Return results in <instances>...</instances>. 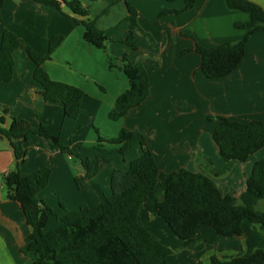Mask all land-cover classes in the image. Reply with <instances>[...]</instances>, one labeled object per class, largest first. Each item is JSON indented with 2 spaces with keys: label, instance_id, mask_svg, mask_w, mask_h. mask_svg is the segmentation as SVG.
I'll return each instance as SVG.
<instances>
[{
  "label": "crops",
  "instance_id": "obj_1",
  "mask_svg": "<svg viewBox=\"0 0 264 264\" xmlns=\"http://www.w3.org/2000/svg\"><path fill=\"white\" fill-rule=\"evenodd\" d=\"M80 1L87 6L88 19L94 20L96 27L116 42L110 46L116 58L114 64L126 56L130 63L143 66L149 76L150 94L124 118L108 121L115 100L128 89V80L123 72L109 69L102 50L84 41V27L74 24L56 8L33 0H0V39L6 30L34 52L46 54L49 39L63 36V42L51 60L43 64V69L51 80L74 86L84 94V114L77 119L65 117L61 105L43 100L42 88L33 79L35 66L25 51L14 52L13 78L10 83H0V104L8 110L5 126L12 118L27 122L32 129L42 124L48 134L57 136L60 144L68 147L70 154L62 153L50 141L36 135L31 136L29 143L15 147L5 139L0 140V264H32L21 251L31 228L20 205L7 199L1 182L15 168L27 177L50 167L49 184L36 199L63 216L82 205L94 207L109 197L112 171L127 170L129 163L141 155L139 147L134 148L135 153L130 151L125 160L114 153L100 165L98 172L85 176L83 161L96 156L98 137L114 138L121 129L137 130L148 137L147 147L161 172L186 169L206 175L222 195L238 198L245 190L253 165L264 161L262 148L245 162L235 163L225 175L213 177L208 161L215 170L226 164L212 140L215 123L203 120L204 116L216 115L242 123L264 122V33L250 37L238 68L222 79H207L199 71L200 57L193 52L195 43L214 48L240 41L246 31L235 28V24H246L247 14L229 9L225 0H196L194 8L187 12L160 16L165 10L183 9L184 0H126L136 9L143 32L158 45L164 42L161 48L154 49L145 43L146 39L136 35L138 48L134 51L117 43L128 31L123 2ZM248 1L264 11V0ZM184 49L192 52L178 56ZM183 144H187L188 151L173 153L174 148ZM79 178H84V182L78 187L75 179ZM257 210L264 212V200L258 203ZM149 214L140 209L138 222L155 240L173 251L168 264H205L212 256L219 259L246 256L263 247L261 230L244 221L239 237H221L213 229L202 227L193 248L180 249L181 241L163 220ZM57 226L56 218L50 215L44 232L49 233Z\"/></svg>",
  "mask_w": 264,
  "mask_h": 264
},
{
  "label": "trees",
  "instance_id": "obj_2",
  "mask_svg": "<svg viewBox=\"0 0 264 264\" xmlns=\"http://www.w3.org/2000/svg\"><path fill=\"white\" fill-rule=\"evenodd\" d=\"M41 5L51 6L74 24L84 27L83 39L96 49L106 51L110 42L106 32L99 30L94 20L88 19L87 6L80 0H33ZM87 2L106 0H86ZM125 24L128 31L120 42L131 50H137L136 35L145 37L150 46L159 49L153 38L144 33L137 21V11L126 0ZM174 2L176 0H167ZM229 9L247 14L246 24L236 23L235 28L246 31L238 42L220 44L205 48L195 43L193 52L200 57L199 71L209 80L225 78L234 72L245 56L250 37L264 33V11L248 0H225ZM196 0H184L181 10H165L160 16L180 15L194 8ZM68 9L65 12L62 8ZM76 17L83 18L78 20ZM183 37H188L182 35ZM190 38V37H188ZM63 36L48 41L46 54H38L26 46L13 33L4 30L0 39V83H10L13 78L15 60L13 54L23 49L33 62V79L42 88L43 100L61 105L64 116L77 119L83 115V92L71 85L53 81L43 69L55 50L63 42ZM191 50L178 52L182 57ZM109 69L117 68L110 59ZM118 69L128 80V89L114 103L108 118L118 121L127 113L139 107L150 94L149 76L140 63H130L126 56L120 60ZM8 119V110L0 104V140L5 139L13 147L30 142L33 135L51 142L64 154H70L68 147L60 144L57 136L47 133L41 124L32 129L23 120ZM214 122L212 140L218 148L219 157L225 162L221 170L212 169L213 177H221L238 162H245L251 155L264 148V122L247 123L230 121L221 116H208ZM148 137L137 131L121 129L111 139L98 137L94 158L83 161L85 176L95 174L100 165L109 161L112 154H119L123 160L135 147L141 155L129 163L127 170H113L109 179V197L94 207L80 206L77 210L57 215L51 208L36 199L49 184L52 170L41 169L23 177L18 168L2 177L7 199L20 205L26 224L31 228L27 244L21 249L32 264H168L173 253L171 249L155 240L138 222L141 208L160 217L168 229L181 241L180 249H191L195 236L202 227H209L221 237H239L242 222L257 226L263 233V247L252 253L224 259L212 256L205 264H264V212L257 205L264 200V161L256 162L245 183L244 192L238 197L222 195L213 181L206 175L186 169L176 172H161L153 153L147 147ZM106 146H110L108 148ZM187 151L186 147L173 149L174 153ZM84 178L75 179L79 187ZM54 216L58 226L45 233L49 216Z\"/></svg>",
  "mask_w": 264,
  "mask_h": 264
},
{
  "label": "rangeland",
  "instance_id": "obj_3",
  "mask_svg": "<svg viewBox=\"0 0 264 264\" xmlns=\"http://www.w3.org/2000/svg\"><path fill=\"white\" fill-rule=\"evenodd\" d=\"M110 10H112V9H110ZM124 10H125V7H124ZM126 11V10H125ZM142 30V29H141ZM143 31V30H142ZM137 35H140V34H137ZM140 37H142V38H144V39H146L145 37H143L142 35H140ZM110 38V37H109ZM147 40V39H146ZM145 40V41H146ZM121 40H119V41H117V43L118 44H120L121 42H120ZM113 43H116V42H113V41H111V38H110V42H108L107 44H106V53L104 52V54L106 55V58H107V62H108V64H109V60H108V58L110 57V59H111V61H112V63L114 64V62H115V57L113 56V53H112V51H111V49H110V46H111V44H113ZM145 43H149V41L147 40ZM121 44H123V43H121ZM124 45V44H123ZM149 45H150V43H149ZM120 60L121 59H119V62L117 63V70H119L118 69V66H121V62H120ZM115 65V64H114ZM120 71V70H119ZM83 109V108H82ZM83 114H84V111H83ZM211 117L212 116H216V115H210ZM207 117L208 116H204V118H203V120L207 123V124H213L214 122H210V121H208L207 120ZM202 119H201V121H203ZM108 121H110V120H108ZM112 122H114V121H112ZM118 135V134H117ZM111 139V138H110ZM106 147H108V148H111L110 146H106ZM183 147H186L187 148V151L189 150V147L187 146V144H183V145H181V147H178V148H183ZM178 148H174V149H178ZM135 149H137V148H135ZM135 149H133V151H134V153H135ZM132 151V152H133ZM183 152H186V150L185 151H180L179 153H177V154H183ZM174 153V152H173ZM176 154V153H175ZM3 192H5V194H6V190H5V188H4V191ZM141 210L142 211H144L145 213H147L148 214V212L146 211V210H143V208H141ZM150 215V214H149ZM166 240V239H165Z\"/></svg>",
  "mask_w": 264,
  "mask_h": 264
}]
</instances>
